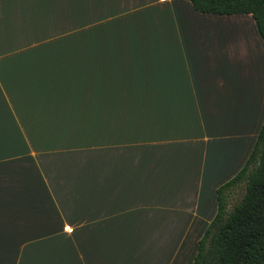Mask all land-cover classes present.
Returning a JSON list of instances; mask_svg holds the SVG:
<instances>
[{"label": "crops", "instance_id": "0c3cea01", "mask_svg": "<svg viewBox=\"0 0 264 264\" xmlns=\"http://www.w3.org/2000/svg\"><path fill=\"white\" fill-rule=\"evenodd\" d=\"M263 118L248 14L0 0V264H191Z\"/></svg>", "mask_w": 264, "mask_h": 264}, {"label": "trees", "instance_id": "16d2710c", "mask_svg": "<svg viewBox=\"0 0 264 264\" xmlns=\"http://www.w3.org/2000/svg\"><path fill=\"white\" fill-rule=\"evenodd\" d=\"M187 1L199 13L250 15L264 43V0ZM191 264H264V118L243 166L216 190Z\"/></svg>", "mask_w": 264, "mask_h": 264}]
</instances>
